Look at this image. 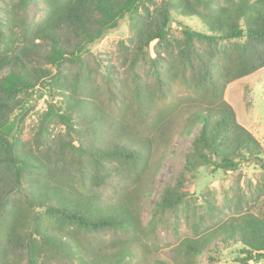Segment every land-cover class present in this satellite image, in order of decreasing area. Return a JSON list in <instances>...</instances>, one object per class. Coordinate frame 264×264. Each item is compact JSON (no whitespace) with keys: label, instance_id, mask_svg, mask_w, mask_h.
<instances>
[{"label":"trees","instance_id":"1","mask_svg":"<svg viewBox=\"0 0 264 264\" xmlns=\"http://www.w3.org/2000/svg\"><path fill=\"white\" fill-rule=\"evenodd\" d=\"M151 2L0 0V264H200L203 255L214 264L231 247L236 264L264 262V148L222 98L227 84L264 68V0H159L150 10ZM124 19L129 36L118 44L119 62L138 106L165 94L175 80L208 98L177 117L153 148L127 145L125 138L103 147L96 113L79 116L84 85L95 84L113 100L118 72L90 46ZM39 91L63 99L47 102L23 141L28 104ZM196 127L183 167L155 201L147 226L137 203L90 192L109 178L113 162L142 181L171 141ZM241 164L259 167V179L244 186L237 173L220 201L210 193L201 206L186 189L202 167L228 173ZM166 214L173 232L182 218L191 235L163 257L148 241ZM105 232L122 237L95 248L93 237Z\"/></svg>","mask_w":264,"mask_h":264},{"label":"rangeland","instance_id":"2","mask_svg":"<svg viewBox=\"0 0 264 264\" xmlns=\"http://www.w3.org/2000/svg\"><path fill=\"white\" fill-rule=\"evenodd\" d=\"M147 1V0H146ZM254 1V0H252ZM42 3V2H40ZM148 4L150 10L159 5V0H152ZM43 5L40 4V7ZM41 17V12L37 14ZM181 21L195 30H201L202 27L195 19H181ZM174 26V25H173ZM179 36L177 30L174 31ZM129 36L128 21L124 19L114 30L106 32L103 37L90 46L92 53L103 60V65H112L118 72V88L113 100L107 101L105 94L98 90L95 84L90 85V89L84 85L82 88L83 99L85 102L81 105L79 116H93L96 113L97 129L101 135V145L112 146L118 142L119 138H125L127 145H139L142 143L146 148L154 146L155 141L162 137L176 125L177 117L184 114L186 110H192L197 105H206L208 98L197 91L193 86L183 84L177 80L172 81L169 90L163 95H156L149 104L138 106L135 103L133 93L127 91V75L122 70L119 62V42L126 40ZM152 46L150 47V56L153 57ZM150 62L143 65L142 72L147 71ZM143 77L152 83L153 79L148 75ZM98 84V83H97ZM117 89L119 91H117ZM78 91V89H77ZM94 96V99L90 98ZM223 100L234 111L236 123L251 133L264 148V68L248 77L238 79L226 85L223 92ZM62 97L50 98L44 92H37L31 96L28 104V115L23 122V131L21 139L28 140L33 133L39 115L46 109L47 102L56 103ZM97 104L101 110L93 109ZM60 130L63 127H59ZM198 127L194 128L190 136H177L171 141L168 152L163 157H156V165L153 171L148 173L142 181L135 179L134 175L126 174L118 166L117 162L109 164L110 176L102 186L91 187L90 192L95 193L101 199L123 198L137 203L139 208L140 220L143 226L148 225L151 219V209L155 201L158 200L162 190L174 183L176 177L183 167L184 156L188 152L191 142ZM145 149V147H142ZM146 154V150L143 151ZM52 170H59V167H50ZM261 169L253 164H241L239 170L235 172L223 173L217 171L211 173L210 169L200 168L194 178L188 177L185 185L189 193H193L197 203L205 205L206 198L211 194L221 200L222 194L234 185L237 173H242L243 185H253L260 177ZM59 173V172H58ZM35 184L36 180L34 181ZM136 190V193H135ZM144 195V196H142ZM137 198H140L138 201ZM204 208L201 213H204ZM165 223L158 222L154 237L149 238V246L153 243L157 245V250L163 257L172 255V249L176 247L179 240L184 235H191V231L185 226L183 219L180 220L179 232L175 233L171 229L172 218L166 214ZM121 232H105L95 235L92 239L95 248L107 245L113 240L120 239ZM237 250L235 247L227 248L221 251L222 255L214 264H236L234 258ZM206 255L202 256L200 264H208L205 260ZM264 264V262L259 263Z\"/></svg>","mask_w":264,"mask_h":264}]
</instances>
